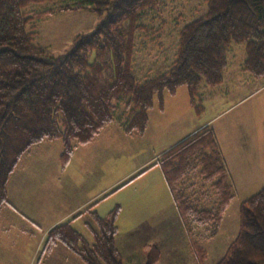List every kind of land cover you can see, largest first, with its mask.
Wrapping results in <instances>:
<instances>
[{
  "label": "trees",
  "instance_id": "obj_1",
  "mask_svg": "<svg viewBox=\"0 0 264 264\" xmlns=\"http://www.w3.org/2000/svg\"><path fill=\"white\" fill-rule=\"evenodd\" d=\"M163 6V0H0V211L10 204L8 184L18 165L44 142H62L65 169L78 147L93 143L120 118L127 135L143 136L154 100L183 87L202 115L200 92L223 84L232 47L245 49L242 73L264 78V0H205V10L179 29L169 69L138 79L136 36L154 33L141 20ZM78 10L94 13L99 23L78 36L68 54L50 56L35 41L37 23ZM154 165L163 173L195 264H204L208 252L201 240L216 235L237 198L214 130L200 129ZM120 211L116 206L104 218L95 216L92 245L73 228L74 220L56 225L36 264L58 244L84 264H124L115 243ZM145 252L146 264L158 263L156 247ZM217 264H264V188L242 203L238 233Z\"/></svg>",
  "mask_w": 264,
  "mask_h": 264
},
{
  "label": "crops",
  "instance_id": "obj_2",
  "mask_svg": "<svg viewBox=\"0 0 264 264\" xmlns=\"http://www.w3.org/2000/svg\"><path fill=\"white\" fill-rule=\"evenodd\" d=\"M236 57L237 73H229V63L220 87L201 90L205 107L202 115L195 112L188 90L183 87L174 95L165 93L154 100L143 136L127 135L124 117L120 118L93 143L78 147L65 169L60 160L61 141L44 142L33 148L13 173L8 184L10 204L0 211V264H36L47 233L69 220H74L73 228L92 245L93 231L97 228L95 216L104 218L116 206H121V211L115 243L123 260L127 250L123 249L120 227L125 223L134 227L129 228L127 235L132 233L136 241L144 237L141 244L144 254L147 247L157 248V243L149 240L164 222L156 220L163 211L162 203L178 219L174 228L169 229L170 233L180 230L185 233L163 173L154 164L163 153L207 126L218 138L237 193L239 189L253 186L263 189L264 78L255 79L242 73L246 53L236 52ZM123 139L128 152L134 154L140 147L144 154L131 171L116 179L115 157ZM125 185H130L126 189L139 185L143 188L141 191L145 190L130 208L126 204L123 207L121 202H109L116 187L122 189ZM146 192L150 195L142 199ZM79 224L85 231L79 229ZM144 258L142 263L146 261ZM42 264L84 263L67 247L58 244Z\"/></svg>",
  "mask_w": 264,
  "mask_h": 264
},
{
  "label": "rangeland",
  "instance_id": "obj_3",
  "mask_svg": "<svg viewBox=\"0 0 264 264\" xmlns=\"http://www.w3.org/2000/svg\"><path fill=\"white\" fill-rule=\"evenodd\" d=\"M163 2L164 6L161 10L148 12L141 20V23L152 28L154 33H139L136 36L138 52L134 58V74L142 81L150 79L158 74L165 73L169 69L170 65L175 60L177 50L176 33L184 24L190 22L205 10V0H163ZM45 8L46 7H36L34 9L42 10ZM99 21V18L94 13L87 10L66 13L59 12L37 23L35 41L38 45L45 48L50 56L58 58L68 54L73 49L76 38L92 32ZM236 52H241L243 55L245 54V49L243 47H232L229 55L230 74L238 72L236 64L237 57L235 58ZM145 77L146 79H144ZM122 109L119 113H122ZM120 146L115 157L116 179L121 178L125 173L131 171V169L137 165V161L142 160L144 154L143 149H140V147L137 148L134 154L128 152V146L124 139ZM157 170L159 172V169ZM129 186L130 185H127L125 188L122 187V189H117V186V190L115 189L109 196V199L111 198L109 202H121L123 203V207H125L126 204L128 208L135 205L134 201H136L145 190L141 191L143 188L139 187V185H133L126 189ZM260 189L262 188L253 186L250 187V189L248 187L246 190H238L237 198L227 209L222 226L217 231L216 235L210 240H201V245L208 252V258L204 264H217L219 260L223 258L230 243L238 233L242 203L257 194ZM149 195L150 193L146 192L142 199ZM170 202L172 204V201ZM162 209L163 211L156 216V220L164 222L159 225L158 231L155 230L152 233L153 236L149 240L158 245L159 261L157 264H195L194 258L189 251L185 233L181 230L173 234L170 233L169 229L174 228L178 219L173 216V213H169L164 203H162ZM169 214L170 217L167 218ZM125 215L126 213L123 214V216ZM77 226L82 231H85L84 227L80 224ZM131 227H133V225H128V223L120 227V234H122L123 237V249L127 250V252L123 254V263L145 264L146 261L142 263L143 261L141 259L144 258L146 254V252L144 254L141 249L144 237L142 240L136 241L135 236L131 235L132 233L127 235ZM84 234L86 238L89 237L88 233ZM130 246H132L133 249H130ZM145 259L146 258H144V260ZM135 260H137V262H134Z\"/></svg>",
  "mask_w": 264,
  "mask_h": 264
}]
</instances>
